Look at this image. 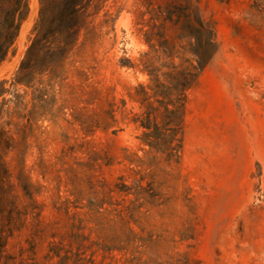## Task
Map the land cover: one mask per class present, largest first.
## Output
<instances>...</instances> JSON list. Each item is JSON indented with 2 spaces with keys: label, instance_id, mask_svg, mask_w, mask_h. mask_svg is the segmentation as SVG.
<instances>
[{
  "label": "rangeland",
  "instance_id": "obj_1",
  "mask_svg": "<svg viewBox=\"0 0 264 264\" xmlns=\"http://www.w3.org/2000/svg\"><path fill=\"white\" fill-rule=\"evenodd\" d=\"M148 2L197 3L218 41L188 92L179 159L151 151L132 119L140 111L135 86L149 81L138 17ZM40 8L29 0L0 64V126L15 137L5 159L14 182L22 171L36 184L38 203L9 238V263L60 264L51 246L64 239L95 264H264V0H92L77 38L69 40L65 21L52 24L48 62L16 83ZM166 35L176 41L171 25ZM123 182L130 193L116 188ZM140 182L156 196L137 199ZM22 194L20 207L30 201ZM59 197L105 204L101 212L78 208L84 236H70L68 216L55 208ZM122 198L143 203L130 222L144 237L137 250L115 248L125 226L105 208Z\"/></svg>",
  "mask_w": 264,
  "mask_h": 264
},
{
  "label": "trees",
  "instance_id": "obj_2",
  "mask_svg": "<svg viewBox=\"0 0 264 264\" xmlns=\"http://www.w3.org/2000/svg\"><path fill=\"white\" fill-rule=\"evenodd\" d=\"M90 1L92 0H40L39 19L34 29L36 34L26 51L25 59L21 62L16 83H24V76L48 62V52L52 44V24L60 26L65 21L69 40L72 42L77 38L82 11ZM144 5L145 9L138 12L141 24L139 31L143 33L149 50L142 54L140 64L149 81L135 86L134 98L139 103L140 111L136 112L132 119L142 130L139 138L151 151L164 155L167 160L179 159L184 143L188 92L196 85L204 67L218 51V41L213 24L203 16L197 3L169 2L155 5L148 2ZM28 11L29 0H0V64L7 58ZM168 25L176 29L174 38L176 41L168 39L166 35ZM5 82L0 81L2 85L0 95L6 91L3 86ZM40 95V99L44 97L43 93ZM12 115L20 116L17 110L12 111ZM27 119L32 125V117L28 116ZM17 128L23 129L19 124ZM14 143L13 134L4 126H0V264H10L12 256L6 253L10 236L22 218L38 208L34 198L36 184L29 181L22 171L17 176V183L12 179L5 152L14 148ZM115 186L121 192H131V187L124 182L116 183ZM137 189L135 191L137 199L141 198L142 193L147 194L149 198L156 196L149 182L147 185L140 182ZM18 191L19 194L16 193ZM22 192L30 201L20 207L18 198ZM124 199L112 202L115 204L112 209H105L115 213L125 226V234L119 239L120 245L115 248L121 251L133 247L137 250L143 245L138 242H143L144 237L130 227V222L143 203L137 204L135 200H131L126 204ZM104 204V199L90 200L83 204L82 198L59 197L55 208L68 216L70 236H84L82 232H78L85 228L84 219L80 216L78 208L87 206L89 210L101 212ZM51 250L52 258L57 257L60 264H68L74 257L85 261L86 264H95L93 257L82 256L84 252L82 253L80 249L75 251L64 239L52 241Z\"/></svg>",
  "mask_w": 264,
  "mask_h": 264
}]
</instances>
